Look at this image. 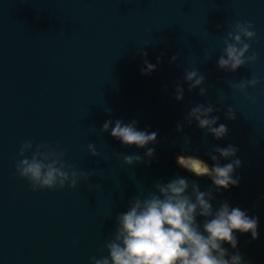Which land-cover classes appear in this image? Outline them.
I'll use <instances>...</instances> for the list:
<instances>
[{"label": "water", "instance_id": "95a60500", "mask_svg": "<svg viewBox=\"0 0 264 264\" xmlns=\"http://www.w3.org/2000/svg\"><path fill=\"white\" fill-rule=\"evenodd\" d=\"M236 22L252 24L256 39L248 55L257 60L230 74L217 69L216 59ZM172 56H178L174 63ZM145 59L157 65L149 75L141 74ZM193 68L205 76L208 92L202 97L183 84L184 99L177 102L175 87ZM253 75L260 79L248 90L254 103L230 87ZM200 103H212L218 124L227 125L223 140L195 123L176 132ZM229 106L234 121L224 118ZM107 119L135 120L139 130L157 132L151 161L125 166L123 155L144 150L122 147L108 132L91 133ZM26 142L61 151L90 179L75 188L33 191L16 171ZM89 143L98 157L87 152ZM228 144L239 149L234 175L240 182L215 193L216 200L259 217L260 239L238 235V247L252 264H264V0H0V264H90L106 255L115 216L130 197L146 195L156 180L184 175L176 153L207 160L212 147ZM200 185L211 187L207 180Z\"/></svg>", "mask_w": 264, "mask_h": 264}, {"label": "clouds", "instance_id": "9594fccd", "mask_svg": "<svg viewBox=\"0 0 264 264\" xmlns=\"http://www.w3.org/2000/svg\"><path fill=\"white\" fill-rule=\"evenodd\" d=\"M223 26L218 25L217 30ZM256 39V32L248 22H236L223 38V50L216 59L219 71L234 74L240 68L255 64V53L248 55L250 41ZM146 44L138 51L142 57ZM178 56H172L174 63ZM189 59V58H188ZM159 62V61H158ZM156 64L146 59L141 71L149 75L156 70ZM260 79L253 75L248 79L232 82L233 93H239L245 99L255 102L249 89H254ZM183 84L188 91L198 89V95L208 92L205 76L198 68L184 72L183 83L175 87V100L184 99ZM110 109L105 108L110 115ZM212 103L196 104L188 110L183 121L176 125V132L184 127H196L214 140H223L228 135V127L218 124L219 117ZM228 121L236 120V111L229 106L224 114ZM108 132L110 137L118 140L122 147L135 146L143 149V156L137 154L123 155V164L131 168L134 164L151 161L155 156L158 133L139 130L137 121L125 123L122 120L107 119L99 130L91 129L92 134L102 136ZM184 149L191 147L188 135L181 137ZM149 145H153L149 147ZM238 148L228 144L216 145L207 153L208 159L189 151L174 155L178 171L184 175L164 182L156 180L145 195L142 191L130 197L126 210L115 216V227L111 237L104 245L103 253L91 257L90 264H252L239 251V236L248 235L250 242L260 239L259 217L249 215L247 209L232 206L227 200H216L215 193L237 187L240 178L234 173L241 167L237 157ZM31 152V156L26 153ZM87 152L92 157L99 153L95 143L87 145ZM16 165L20 178L29 182L33 191L63 189L65 185L75 188L79 183L88 181L90 174L68 165L61 151L48 144L26 142L20 146ZM221 161H228L221 163ZM193 182L190 183L189 181ZM210 181L211 187L201 189L200 181ZM97 188L101 185L97 184Z\"/></svg>", "mask_w": 264, "mask_h": 264}]
</instances>
